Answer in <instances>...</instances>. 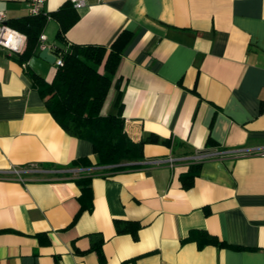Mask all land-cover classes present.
<instances>
[{
  "label": "crops",
  "instance_id": "obj_1",
  "mask_svg": "<svg viewBox=\"0 0 264 264\" xmlns=\"http://www.w3.org/2000/svg\"><path fill=\"white\" fill-rule=\"evenodd\" d=\"M76 10L68 43L131 33L101 114L116 113L120 92L143 159L111 172L70 166L95 164L92 144L64 131L29 75L50 82L58 66L0 46V264H264V0H85ZM0 11L30 15L29 0H0ZM57 29L49 19L47 43L60 45ZM91 172L92 208L73 221L76 179ZM114 219L137 221V236L117 233ZM203 232L222 244L199 245ZM95 234L101 255L89 248Z\"/></svg>",
  "mask_w": 264,
  "mask_h": 264
},
{
  "label": "trees",
  "instance_id": "obj_2",
  "mask_svg": "<svg viewBox=\"0 0 264 264\" xmlns=\"http://www.w3.org/2000/svg\"><path fill=\"white\" fill-rule=\"evenodd\" d=\"M54 18L58 22L55 35L60 45L63 64L50 82L34 72H29L33 84L38 88L48 111L64 131L76 138L91 142L96 162L92 164L88 157H78L70 162L72 167L102 166V170L111 172L139 165L143 159L144 141H132L124 131V118L121 115L120 92L116 94L114 105L116 113L101 114V107L116 72L121 52L131 37V33L122 30L108 46L95 44H75L65 40V33L78 20L79 14L70 0L52 12L26 15L9 19L8 25L26 36V43L19 61H27L38 51L39 35L47 21ZM55 51V52H56ZM146 140L155 141V137ZM209 143L213 142L209 140ZM132 162V163H129ZM199 164L189 166L186 173L180 176L182 186L188 188L199 171ZM94 173L82 174L76 182L80 187V208L73 218L92 208L91 177ZM117 233H131L137 236L140 224L133 220L114 219ZM198 244H222L216 237L203 232ZM103 237L95 234L90 249L101 255ZM121 264H127L126 261Z\"/></svg>",
  "mask_w": 264,
  "mask_h": 264
},
{
  "label": "built area",
  "instance_id": "obj_3",
  "mask_svg": "<svg viewBox=\"0 0 264 264\" xmlns=\"http://www.w3.org/2000/svg\"><path fill=\"white\" fill-rule=\"evenodd\" d=\"M70 1L72 2L74 8H79V7H82L85 5V0H70ZM44 2H45V0H29V14L30 15H37L40 13L45 14L46 12L43 10ZM7 21H8V19L6 17V14L3 11H0V28L7 29L8 31H10L13 34L22 35L24 37V43H23V46L20 50L24 49L25 43H26V36L23 33L11 28L8 25ZM0 46L4 47L10 51H13V52L20 51V50L13 49V47L8 46L7 44L2 42L1 40H0ZM46 46L49 48V51L55 56L54 63L57 66L62 65L63 61H62V54H61L60 50L56 51V47H57L56 45L47 43L45 41V35L43 33H41L39 35L38 50H41ZM260 153L264 154V149H261ZM206 155H208V153H201V156H206ZM172 162H173L172 159H169V164H172Z\"/></svg>",
  "mask_w": 264,
  "mask_h": 264
},
{
  "label": "bare ground",
  "instance_id": "obj_4",
  "mask_svg": "<svg viewBox=\"0 0 264 264\" xmlns=\"http://www.w3.org/2000/svg\"><path fill=\"white\" fill-rule=\"evenodd\" d=\"M0 40L15 50H20L24 43V37L22 35L13 34L3 28H0Z\"/></svg>",
  "mask_w": 264,
  "mask_h": 264
},
{
  "label": "water",
  "instance_id": "obj_5",
  "mask_svg": "<svg viewBox=\"0 0 264 264\" xmlns=\"http://www.w3.org/2000/svg\"><path fill=\"white\" fill-rule=\"evenodd\" d=\"M38 56L49 63H54L55 61V56L49 51L47 46L39 50Z\"/></svg>",
  "mask_w": 264,
  "mask_h": 264
}]
</instances>
